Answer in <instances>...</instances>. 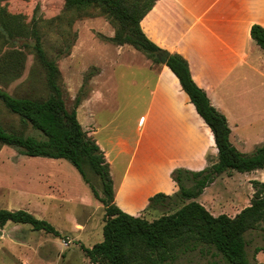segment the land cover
<instances>
[{"label":"trees","instance_id":"trees-1","mask_svg":"<svg viewBox=\"0 0 264 264\" xmlns=\"http://www.w3.org/2000/svg\"><path fill=\"white\" fill-rule=\"evenodd\" d=\"M156 0H63L60 13L52 21L65 20L68 25L96 8L115 25L110 38L116 44H129L145 52L154 62V54L162 50L149 40L140 27L141 19ZM54 19V20H53ZM253 40L264 50V27H250ZM30 36L36 60L46 70V84L50 92L45 98L15 96L0 87V102L18 118V127L7 129L0 123V144L20 148L27 156L63 158L69 161L88 183L85 168H89L101 181V194L89 183L95 198L104 207L102 240L91 247L81 248L92 264H172L180 254L198 251L208 264H257L255 255L264 250L254 247L250 256L244 233L259 228L264 232V179H253L254 188L249 203L233 216L212 214L197 198L216 176L230 170L250 172L264 168V144L244 153L230 142V129L226 117L210 103L206 92L193 80L187 60L177 53H168L165 64L178 78L196 111L214 136L217 156L200 170L174 168L171 178L178 190L174 195L184 202L172 212L148 220L124 212L114 203L113 182L104 153L83 129L77 118L79 98L75 107L65 106L59 85V69L54 59L45 54L35 13L30 21L20 14H11L0 6V37L14 39ZM10 53L17 67L21 53ZM28 129L34 134H29ZM157 192L149 197L147 208L163 206L172 196ZM7 222L25 223L34 230L60 236L49 221L38 218L25 209L0 208V226Z\"/></svg>","mask_w":264,"mask_h":264},{"label":"rangeland","instance_id":"rangeland-1","mask_svg":"<svg viewBox=\"0 0 264 264\" xmlns=\"http://www.w3.org/2000/svg\"><path fill=\"white\" fill-rule=\"evenodd\" d=\"M0 6L11 14L22 15L27 22L35 13L45 54L55 60L59 69V85L66 108L71 110L76 98L80 100L77 117L81 124L96 119V124L104 128L109 122L102 130L103 136L126 134L134 128L143 105L134 108L129 103L126 82L119 88V93L114 91L117 78L114 64L120 61L128 65L133 57L152 59L129 44L119 45L111 41L116 27L108 18L96 8H89V14L75 19L71 25L65 20L52 21V17L60 13L63 0H0ZM31 44L33 39L30 36L12 40L0 37V87L15 96L45 98L50 92L46 70L27 46ZM125 50L134 56L119 55ZM14 51L22 56L19 67L10 55L11 52L15 54ZM125 74L127 77L129 69ZM101 75L106 90L103 102L96 104L92 101V104L79 107L93 88L92 79ZM117 97L120 103H116ZM263 106L259 105V109ZM0 123L7 129L18 127V118L1 102ZM259 123L263 127L259 130L264 131V121ZM27 133L34 134L31 129ZM247 138L244 153H251L256 146L264 144V133ZM122 161L121 158L120 163ZM116 166L114 176L120 169V165ZM85 172L88 183L66 159L27 156L18 147L0 144V208L25 209L49 221L60 232V236H54L34 230L25 223L7 222L0 226V264H92L80 245L91 247L102 240L104 207L88 185L91 183L101 194L99 177L87 167ZM263 174L264 169L250 174L236 170L222 173L204 189L198 200L214 215L226 213L233 216L249 203L254 190L251 181L262 179ZM183 203L174 195L165 205L147 208L139 216L152 220L174 211ZM244 237L250 256L254 247H264L261 229L248 230ZM255 257L257 264H264V250ZM206 261L198 251H191L180 254L172 264H208Z\"/></svg>","mask_w":264,"mask_h":264},{"label":"crops","instance_id":"crops-1","mask_svg":"<svg viewBox=\"0 0 264 264\" xmlns=\"http://www.w3.org/2000/svg\"><path fill=\"white\" fill-rule=\"evenodd\" d=\"M253 24L264 27V0H156L140 21L149 40L187 60L194 82L226 117L230 142L241 152L247 137L264 133L259 130L263 129L259 121H264V106L259 109L264 105V50L250 35ZM121 54L134 56L126 50ZM118 62L114 64V91L119 93L126 82L129 103L134 108L143 105L134 128L105 137L102 130L109 122L104 128L96 119L81 125L109 164L114 203L139 216L153 194L177 192L170 176L174 168L203 169L216 158L217 147L212 131L165 63L139 57H133L128 65ZM102 78L92 79L93 88L79 107L103 102L106 90ZM116 103H120L118 97ZM116 164L120 169L114 176ZM263 179L264 174L257 180Z\"/></svg>","mask_w":264,"mask_h":264},{"label":"water","instance_id":"water-1","mask_svg":"<svg viewBox=\"0 0 264 264\" xmlns=\"http://www.w3.org/2000/svg\"><path fill=\"white\" fill-rule=\"evenodd\" d=\"M154 54L156 55V57L161 63L166 62V59L168 57V52H166L165 50H157L154 52Z\"/></svg>","mask_w":264,"mask_h":264}]
</instances>
